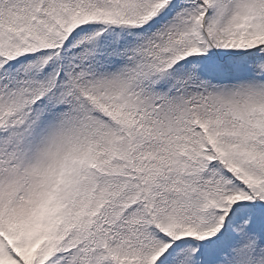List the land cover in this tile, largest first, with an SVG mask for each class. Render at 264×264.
I'll list each match as a JSON object with an SVG mask.
<instances>
[{"label": "snow or ice", "instance_id": "snow-or-ice-1", "mask_svg": "<svg viewBox=\"0 0 264 264\" xmlns=\"http://www.w3.org/2000/svg\"><path fill=\"white\" fill-rule=\"evenodd\" d=\"M0 264H264V0H0Z\"/></svg>", "mask_w": 264, "mask_h": 264}]
</instances>
